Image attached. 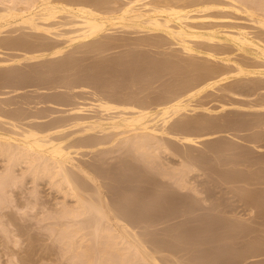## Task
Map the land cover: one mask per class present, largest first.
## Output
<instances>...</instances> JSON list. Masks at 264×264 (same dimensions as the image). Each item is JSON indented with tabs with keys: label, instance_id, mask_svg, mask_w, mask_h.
I'll use <instances>...</instances> for the list:
<instances>
[{
	"label": "bare ground",
	"instance_id": "1",
	"mask_svg": "<svg viewBox=\"0 0 264 264\" xmlns=\"http://www.w3.org/2000/svg\"><path fill=\"white\" fill-rule=\"evenodd\" d=\"M124 33L131 34L129 39L140 33L138 39L132 37L136 44L169 42L188 60L173 62L169 56L165 64L144 53L127 52L107 62L85 64L76 55L126 44ZM72 75L78 78L70 80ZM163 77L168 79L165 90L157 95L142 97V91L128 90L131 82L147 88L155 78L166 80ZM76 81L81 89L86 85L99 90H87L93 95L89 104L78 99L74 103L76 92L75 99L67 92L35 97L19 93L30 86H36L35 91L63 86L70 90ZM1 87L11 89L4 91L7 94L18 92L12 101L0 100V158L5 161L0 168V211L14 202L13 193L26 178L33 184L35 201L24 205L35 208L39 203L44 208L47 202L40 204L42 197L36 192L43 181L54 189L53 199L59 194L62 199L51 202L48 214L40 212L52 220L48 227L57 228L55 238L64 240L78 264H167L169 254H163L167 260L159 254H173L177 245L167 241L171 247L165 246L155 240L159 231L155 236L145 229L203 221L196 212L218 210L225 200L214 204L210 200L208 206L199 202L208 201L202 195L212 193L210 189L217 195L243 187L236 200L244 206L234 201L236 206L231 207L228 200L230 205L224 203L222 210L242 207L264 217V0H0ZM210 90L234 98L219 99L217 107L197 100ZM46 103L55 109L39 106ZM62 106L66 108L58 109ZM228 109L237 115L214 118ZM233 130L251 131L244 136L247 144L239 145L236 153L237 144L222 139L237 137ZM220 216L209 215L214 219L206 222L216 225ZM181 231L174 237L184 236ZM256 248L250 256L258 255ZM229 255L225 256L230 261L234 255Z\"/></svg>",
	"mask_w": 264,
	"mask_h": 264
},
{
	"label": "rangeland",
	"instance_id": "2",
	"mask_svg": "<svg viewBox=\"0 0 264 264\" xmlns=\"http://www.w3.org/2000/svg\"><path fill=\"white\" fill-rule=\"evenodd\" d=\"M118 34V33H117ZM129 34V33H128ZM127 33L125 34L124 33V35L123 36H127V41L126 42H128L129 43V41L131 42V43H133V44H131V45H129L128 43H126V44H121V45H118V46H116V47H114V48H112V49H110V50H108V51H105V52H99V51H89V52H77L76 53V55H78V56H80V57H82L83 58V63H85V64H90V63H92L93 61H95V60H103L104 62H107V60L108 59H110V58H113L114 56H120V55H123V54H126L127 52H136V53H144V54H146L147 56H150V57H148L150 60H154L155 59V61L157 62V60H158V62H164L165 63V61H167L168 63L170 62L169 61V59L168 58H170L171 56H175L176 57V59L174 60V58L173 57H171V60L174 62V61H176V60H180V61H182V62H185L186 61V58H187V60H188V57H187V55L185 54V53H182L180 50H179V47H177L176 45H172L171 43H169V42H167V43H164V44H161L162 46H160V45H155V46H153V45H141V44H136L137 43V40H135V39H138L140 36H141V34L139 33V37H137L138 36V34H136V35H134V34H132V36H131V38L129 39V36L131 35H128ZM118 35H122V34H118ZM144 36H148V35H145V34H143ZM134 36V38L135 39H132V37ZM153 38H155V39H158V37L156 38V37H153ZM129 40V41H128ZM131 40H135L134 42H132ZM128 44V45H127ZM157 46V47H156ZM160 46V47H159ZM178 50V51H177ZM73 51H75V50H73ZM172 52V53H171ZM168 53H170L169 55H168ZM175 53V54H174ZM177 53V54H176ZM179 54V55H178ZM165 55H167V56H165ZM178 55V56H177ZM182 57H181V56ZM170 56V57H169ZM164 57H166V59H168V60H166V59H164ZM180 59H179V58ZM185 57V58H184ZM160 58L162 59V60H164V61H162V60H160ZM183 58H184V60H183ZM165 63V64H168V63ZM164 63H162V64H164ZM25 68H28V67H25ZM77 68H79V67H77ZM167 70V71H166ZM165 71H166V74L167 75H165L166 77L168 76V78L170 77V72H168V71H170V68H169V66L165 69ZM82 74L81 75H84L85 74V71H80ZM79 72V73H80ZM169 74H168V73ZM84 73V74H83ZM165 74V73H164ZM81 75H79V76H81ZM76 77L77 75H72V77ZM71 76H70V80H75V79H77L78 77H74V78H72ZM166 77L164 78L163 77V80L164 79H166ZM168 79H166V80H164V81H162V80H158V79H153L152 81H151V83L152 84H150L149 83V85H148V87L146 88V86L144 87L141 83H139V84H141V85H139L137 82H131V84H134L133 86H131V84L129 83L128 85H130V86H128V88H130V89H128L129 91H135V89L137 90V91H139V92H141L140 93V95L142 96V97H145V96H148V95H151V96H154V94L155 95H157L156 93H161L160 91H162V92H164V88H165V84H163L165 81H167ZM154 81V82H153ZM162 81V82H161ZM81 83V81H79V84ZM75 84V83H74ZM138 84V85H137ZM162 84L164 85V87L162 86ZM76 85H78V82L76 81ZM74 86V88L72 89V88H70V90H72V91H70L69 90V88L68 87H66V88H64V86L63 87H57L56 89L55 88H43V89H40V90H34L33 88L34 87H36V86H30V87H28V88H25V90L23 89V91L21 90L19 93L22 95V96H30V97H35V96H37L39 93L40 94H42V95H46V93H47V95H55L56 93H61V94H65L66 92V95H68V96H70V95H72V96H70V97H73V99H75L77 96V98H76V101L75 100H73L72 98V100L74 101V103L75 102H78V100H81V103H83V104H89V102H90V98L91 99H93V95H90V94H92V93H89V91H87L88 89L89 90H95V91H97V88H95L94 86H84L83 85V87H85V88H80V87H82V85H78V86ZM137 85V86H136ZM143 86V87H142ZM86 87H88V88H86ZM163 87V88H162ZM4 88V89H3ZM5 88H7V89H5ZM92 88H94V89H92ZM139 88H140V90H139ZM141 88H143V89H141ZM1 90H0V100H5V101H7V99H10L9 97H11V101L12 100H14L15 98H12L13 96H15L16 94H17V92H11V93H5L4 91H10L11 89L9 88V90H8V87H1L0 88ZM84 89V90H83ZM46 90V91H45ZM69 90V91H68ZM81 90H83V91H81ZM25 91V92H24ZM35 91V92H34ZM90 91V92H91ZM99 91V90H98ZM97 91V92H98ZM36 92H38V93H36ZM76 92V94L75 95H77V96H75L74 95V93ZM209 92V91H208ZM208 92H206V94H208ZM211 92V93H210ZM210 92H209V94L208 95H206L205 93L203 94V96L202 97H198L197 98V100H202L203 99V101L204 102H207V101H210V102H207L208 103V105H214L213 107H217L218 106V100L220 99V101H223L222 99H224V101L226 100V101H229L228 99H233L234 97H223V95H222V97H221V94H222V92H220V91H212V90H210ZM2 93L3 94H7V95H2ZM45 93V94H44ZM49 93V94H48ZM51 93V94H50ZM55 93V94H54ZM69 93V94H68ZM71 93H73V94H71ZM35 94V95H34ZM107 94V93H106ZM57 95V94H56ZM144 95V96H143ZM5 96H8V97H5ZM4 97H5V99H4ZM2 98V99H1ZM70 99V102H73L72 100ZM78 99V100H77ZM9 101V100H8ZM218 101V102H217ZM80 102V101H79ZM218 103V104H217ZM51 106H52V104H50ZM49 105V103L47 104H40L39 106H47L48 108H46L47 110H49V109H51L52 107H53V109H55V107L54 106H50ZM58 105H56V107H57ZM60 107H61V105H59ZM64 106V105H63ZM62 106V108H60V107H58V109H64V108H66V106L65 107H63ZM50 107V108H49ZM57 109V108H56ZM242 111V110H241ZM199 113H201V111H198ZM219 112H221V111H219ZM219 112H216L217 114L216 115H214V118L215 119H219V118H221V117H223V116H225V115H232V116H234L235 114L237 115V113H234V115H233V112H238V111H229V109H228V111L226 112V111H222V113L221 114H219ZM232 112V113H231ZM226 113H228V114H226ZM230 113V114H229ZM202 114V113H201ZM223 114V115H222ZM225 114V115H224ZM217 115H218V118H217ZM220 115V116H219ZM234 131V130H233ZM237 131V130H236ZM236 131H234L232 134L233 135H235V136H237V137H235L234 138V136H232L231 137V135H229V137L228 136H226L225 135V137L224 138H222V139H225L227 142H230V143H235V145L234 146H236V144H237V148L234 150V153H236V152H238V150L239 151H241V148L242 147H240V146H243V145H246L247 143H245L246 141L244 140V136H245V133H246V135L247 134H249V132L251 133V131H244V130H238L237 132ZM242 137V138H241ZM237 138V139H236ZM239 138V139H238ZM241 138V139H240ZM228 139L230 140V141H228ZM221 140V139H220ZM220 140H218V141H220ZM244 141V142H243ZM215 142H217V141H215ZM232 143V144H233ZM240 145V146H239ZM202 148V147H201ZM237 150V151H236ZM223 156V154L221 155V157ZM1 157V156H0ZM86 158V157H85ZM1 159V158H0ZM2 159H3V157H2ZM2 159L0 160V168L3 170L4 168V165H5V161H2ZM0 169V172L2 171ZM217 175V174H216ZM216 175H213L212 177H214V178H216V179H218L219 178V176H216ZM202 177H207L206 175H204V176H202ZM29 179L30 178H26V179H23V181H22V184L20 183V189H17L16 191H18V192H15V194L13 193V195H14V198H15V200L17 201V203H16V201L14 200V202H11L10 204L8 203V205H7V208H5V209H3V210H1L0 212H5V213H7V214H3V213H0V264H78V262L76 261V259L74 258V257H72L73 255H72V250L70 251V250H68V248H67V246H66V244L64 243V240H62L61 238H60V236H59V238H55L56 236L55 235H58L57 234V228L55 229V227L53 228V226H50V227H52L53 229H51L50 227H48L49 225H51V224H47V223H51V221L52 220H50V219H48V218H46V214H44V216H43V214L40 212V211H42L43 213L45 212V213H49V211L51 210L50 208H53V207H51V206H53V204H54V200L55 201H57V199L58 200H61L59 197H62L59 193H56L57 195H58V197H56L55 199H53L54 198V196H55V194L54 195H52L53 194V192H55L54 191V189H51L50 188V186H46V184L44 185L42 182H40V186H38L36 189V192L37 193H40L39 195L42 197L41 199H42V201H39L40 202V204H42L43 202L46 204V202H47V204L49 205V203H51V202H53V204L51 203L50 204V207L49 206H46V205H44L45 207L43 208V204L42 205H39V203L37 204L39 207H41V208H43V210H40L39 208H38V206L36 205V207L35 208H27L24 204H28V202L30 201H35L34 199H35V196H34V193H33V189H34V187H33V184H32V182H30L29 181ZM220 179V178H219ZM24 182V183H23ZM42 183V184H41ZM111 183H113V182H111ZM25 186H24V185ZM239 185V184H238ZM27 186V187H26ZM264 186V185H263ZM258 187H260V185H257V188ZM28 188V189H27ZM234 188V187H233ZM235 188H238V187H235ZM234 188V189H235ZM243 187H240V188H238V189H240V191L238 190H236L237 192H233V190L231 191L230 190V192L227 190L228 188H226V190L227 191H224V190H222V192H224L223 194H222V192H220V191H216L215 193H217V192H220V194L218 193L217 195H214V192L212 191L213 189H210L211 190V192L212 193H209L208 191L206 192V193H203V195H202V198H204V197H206L207 198V202H204L203 200H198L199 202H201V203H207V204H205V205H211L212 203L214 204V202H216L217 203V201L218 200H222L223 201V199H225L224 200V202H223V204L225 203L226 205H230L231 207L233 206V207H235L236 205L237 206H240V204H241V206H244V204H243V202L242 201H240L239 202V200H236V199H239L238 198V195L240 194H242L245 190L243 189L242 191H241V189H242ZM114 190L116 189V188H113ZM218 189V188H217ZM20 190V191H19ZM25 190V191H24ZM30 190V191H29ZM32 190V191H31ZM38 190H39V192H38ZM117 190V189H116ZM234 190V191H235ZM22 192V193H21ZM31 194H30V193ZM226 192H229V193H227L226 194ZM241 192V193H240ZM36 193V194H37ZM209 193V194H208ZM237 193V194H236ZM29 194H30V197H29ZM204 194H205V196H204ZM210 196H212V195H214L213 197H214V199H213V197H207L208 195ZM56 195V196H57ZM221 195L223 196L224 195V197H221ZM234 197V196H237V198H232L231 199V197L232 196ZM17 196V197H16ZM204 196V197H203ZM216 196V197H215ZM218 196H220L222 199H220V197L219 198H217ZM229 196H231L230 197V199H229ZM227 197V198H226ZM27 198H28V201H27ZM47 198L48 199H50V200H47ZM53 200H52V199ZM119 199L117 196H115V199ZM199 198H201V197H199ZM201 198V199H202ZM210 198V199H209ZM18 199H20V200H18ZM45 199V200H44ZM216 199V200H215ZM235 199V200H234ZM210 200H212V203H211V201ZM228 200H229V202H231L230 204L228 203L227 204V202H228ZM232 200V201H231ZM22 201V202H21ZM222 201H219L218 203H221ZM227 201V202H226ZM234 201H237V203L236 202H234ZM19 202V203H18ZM232 202H233V204H232ZM240 204H239V203ZM15 203H16V205H15ZM215 203V204H216ZM235 203H236V205H235ZM223 204L221 203V205H222V207L220 206L219 208H218V210L217 209H215V211H213V210H211V211H207L206 209L205 210H201V212H200V214L203 212L204 214H206L205 215V217L203 216V214H199L198 215V213L196 212L195 213V216L197 215V218L198 217H200V218H202L203 219V221L201 220V219H199L198 218V220H195L193 223L195 224V225H193V223L192 222H187V224L189 225V227L190 228H188L187 227V224L186 223H181L180 225L178 224V226H177V224H173L174 226H168L169 224H160L159 226H157V229H156V227H148V228H146L145 230H147V229H149L148 230V232H150L151 230L153 231V229H154V231L152 232H150V233H153L155 236L156 235H158L159 233H157V231H159L161 234H159L158 236H156V238H155V240L157 241H161V244H162V241L163 242H166L167 243V241H168V243H172L173 242V244L175 243L176 245H177V247L176 248H178L177 250H176V248L175 249H173L174 250V252H173V254L176 256V257H174V255L170 252V251H165V252H162V253H160L159 254V256L161 255V256H163L164 257V260H167V259H169V260H167L166 262H168L167 264H171L172 263V261L171 260H173V261H175V263H178L180 260L182 261L180 264H201V261H202V263L203 262H205V263H203V264H207L206 262H210V264L212 263V264H217L218 262H222V260L225 258V257H227V261H224L223 260V262H225V264H227L226 262H229V263H231L232 264V262L234 261V258L233 257H235L236 259L235 260H243L244 258V262H240L241 264L243 263V264H262V262H263V264H264V217H262V216H260V214H258L259 216H256V215H254L255 214V212L253 211L252 213L251 212H249V211H247V210H243L242 209V207L241 208H237L236 210H234V211H227V210H222V208H223ZM224 204V205H225ZM239 204V205H238ZM10 205H12L11 207H10ZM21 205V207H19ZM9 206V207H8ZM15 206V207H14ZM17 206V207H16ZM27 209H25V208ZM48 207V208H47ZM21 208H24V209H21ZM221 208V209H220ZM32 209V210H31ZM34 209H39L38 211L37 210H34ZM45 209H46V211H45ZM50 209V210H49ZM5 210V211H4ZM26 210V211H25ZM200 211V210H199ZM206 211V212H205ZM222 211V212H221ZM223 211H225V212H223ZM245 211H247V212H245ZM209 212V213H208ZM208 213V214H207ZM252 214L253 215V217L252 216H250L249 217V215L248 214ZM258 213V212H257ZM216 214V215H215ZM219 214V215H218ZM250 214V215H251ZM43 216V219L41 218L42 216ZM46 215V216H45ZM211 216V215H213V217L214 218H217L218 216H220L219 217V219H220V221L221 222H223L224 223V225H222V223L221 222H213V223H216V225H214V224H211V223H207L208 221H212V219H214L213 217H212V219L211 218H209L208 216ZM218 215V216H217ZM223 215V216H222ZM16 218V219H14V217ZM202 216V217H201ZM215 216H217V217H215ZM255 216L257 217V219L255 218ZM10 217L11 218H13L12 220H9L10 219ZM47 219H45V218ZM224 217V218H223ZM227 218V220L229 221H227V220H225L226 218ZM209 219V220H207V219ZM222 218V219H221ZM234 218V219H233ZM249 218H252V219H249ZM256 220H255V219ZM259 218V219H258ZM205 219V220H204ZM211 219V220H210ZM232 219V220H231ZM240 219V220H239ZM16 220V221H15ZM199 220H201V221H199ZM206 220H207V222H206ZM223 220V221H222ZM238 220V221H237ZM2 221V222H1ZM18 221V222H17ZM47 221V222H46ZM50 221V222H49ZM196 221H198V222H196ZM227 223H229V224H227ZM233 222L234 221V223L232 224L231 222ZM240 222V223H239ZM203 223V224H202ZM204 223H207V224H209L210 226H206V224H204ZM219 223H221L220 225H222V226H220V225H218ZM245 225H244V224ZM5 224V225H4ZM192 224V225H191ZM197 224V225H196ZM201 224V225H200ZM233 226H232V225ZM163 225V226H162ZM171 225V224H170ZM187 227V228H185V226ZM193 226V228L195 229V231H194V229H192V227L191 226ZM204 225V226H203ZM218 225V226H217ZM225 225H227L228 226V229H227V226H225ZM234 225L236 226H239V227H241L242 228V230L244 229V231L243 232H241L240 230H241V228H239V227H237L238 229L236 230V229H234ZM242 225H244V226H242ZM5 226V227H4ZM169 228H168V227ZM48 227V228H47ZM158 227H160V228H158ZM162 227H163V229H162ZM177 227V228H176ZM185 228V229H182V228ZM205 227H207V232H206V228ZM213 227H215V229L213 228ZM219 227V228H218ZM51 230H50V229ZM152 228V229H151ZM212 230H211V229ZM234 229V231H232V229ZM159 229V230H158ZM182 230L181 231V233L184 235V236H182V235H180V237L179 236H176V237H174L175 235L174 234H177V235H179L180 234V230ZM186 229H190L191 231H192V233L193 232H195V233H193V235L191 236V234L192 233H190L189 231L190 230H187L186 231ZM54 230V232H51V231H53ZM55 230H56V232H55ZM164 230H168V232H163ZM171 230V231H170ZM176 230V231H175ZM179 230V231H178ZM183 230H185V233L183 232ZM205 230V231H204ZM212 232H211V231ZM213 230H214V232H213ZM215 231H216V234H215ZM235 231H238V232H235ZM248 231V232H247ZM163 232V233H162ZM179 232V233H178ZM197 232V233H196ZM251 232V233H250ZM51 233H53V235L51 234ZM165 233H167V234H165ZM171 233V234H170ZM210 233H212V234H210ZM236 233V234H235ZM239 233V234H238ZM51 234V235H50ZM170 234V235H169ZM213 234H215L216 235V237H215V235H213ZM165 236L166 238H164L163 236ZM169 235V236H168ZM173 235V236H172ZM187 236V238H186V236ZM237 235V236H236ZM182 236V237H181ZM190 236V237H189ZM29 237V238H28ZM58 237V236H57ZM161 237H163V238H161ZM167 237H171V238H167ZM172 237H174V238H172ZM157 238H159V239H157ZM175 238H180V241H182V240H184L183 242H178L179 240L178 239H175ZM57 239H60L59 241H62V244H61V242H59ZM162 239V240H161ZM167 239H169V240H167ZM55 240V241H54ZM186 240V241H185ZM157 241V242H158ZM176 241V242H175ZM254 241H256V242H258V243H256V242H254ZM64 243V244H63ZM164 244L163 243V245H165V246H170L171 244ZM187 243V244H186ZM254 243V244H253ZM255 243H256V245H255ZM172 244V245H173ZM64 245V246H63ZM176 245H174L173 246V248L176 246ZM251 245H254V247H252ZM260 245H261V247H260ZM251 246V247H250ZM256 246H257V248H258V250H256V251H258L257 253H258V255L257 254H255L254 256H250L251 254H253L254 252H253V250H254V248H256ZM171 247V246H170ZM227 247V250H229L230 251V253L228 252V254H226L225 252H227L226 251V248ZM250 247V248H249ZM179 248H181V249H179ZM225 250H224V249ZM256 248V249H257ZM67 249V250H66ZM222 249H223V251H224V253H225V255H229V256H231V254L232 255H234L232 258H229L230 259V261L228 260V256H225L224 254H223V251H222ZM238 249V251H236ZM248 249H250V250H248ZM262 249V250H261ZM179 250V251H178ZM181 250V251H180ZM64 251H66L65 252V254H63V252ZM176 251V252H175ZM205 251V252H204ZM250 251V252H249ZM255 251V250H254ZM168 252V253H167ZM170 252V253H169ZM188 252V253H187ZM220 252H222V253H220ZM234 252V253H233ZM238 252H239V254H238ZM245 253V254H247V255H245V254H243V253ZM248 252V253H247ZM177 253V254H176ZM260 253V254H259ZM163 254H166V256H167V254H169L168 256H170L171 257V255H172V257H174V258H168V256H167V259H165V256L163 255ZM205 254H207L208 256H209V258H207V257H205L204 255ZM218 254H221V255H218ZM236 254H238V256H236ZM242 254V255H241ZM67 255V256H66ZM222 255H224V256H222ZM241 255V259L240 258H238L239 256ZM247 256L248 258L246 259V257H242V256ZM201 256H204L203 258L201 257ZM214 256H222V258L221 257H219V259H221V260H214V259H218V258H214ZM178 257V258H177ZM69 258V259H68ZM209 259V261L207 260V259ZM74 259V260H73ZM203 259H204V261H203ZM231 259H233V260H231ZM201 260V261H200ZM207 260V261H206ZM238 260L237 261H234V263L235 262H238ZM77 263H76V262ZM169 261H170V263H169ZM178 261V262H177ZM214 261L216 262V263H214ZM223 262L222 263H219V264H223ZM228 263V264H229ZM233 263V264H234Z\"/></svg>",
	"mask_w": 264,
	"mask_h": 264
}]
</instances>
